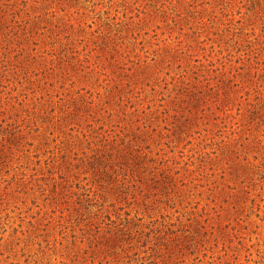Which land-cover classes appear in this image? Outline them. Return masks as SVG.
I'll use <instances>...</instances> for the list:
<instances>
[{
	"label": "rangeland",
	"instance_id": "rangeland-1",
	"mask_svg": "<svg viewBox=\"0 0 264 264\" xmlns=\"http://www.w3.org/2000/svg\"><path fill=\"white\" fill-rule=\"evenodd\" d=\"M0 264H264V0H0Z\"/></svg>",
	"mask_w": 264,
	"mask_h": 264
}]
</instances>
